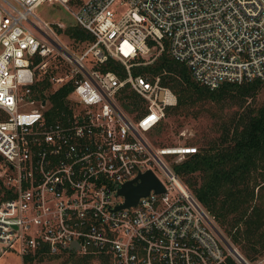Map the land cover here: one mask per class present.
Listing matches in <instances>:
<instances>
[{"label": "built area", "instance_id": "1", "mask_svg": "<svg viewBox=\"0 0 264 264\" xmlns=\"http://www.w3.org/2000/svg\"><path fill=\"white\" fill-rule=\"evenodd\" d=\"M43 3L63 6L94 41L71 49L53 28L62 23L51 27L34 13ZM163 51L210 90L264 81V0H0V257L16 252L23 261L46 250L89 264H264L221 238L175 173L170 160L197 147L150 137L176 95L160 76L131 69ZM57 56L67 71L49 78V92L72 89L66 110L48 119V92L32 87ZM109 57L123 77L100 69ZM129 95L139 101L131 111L121 105ZM147 171L164 190L117 207L120 186Z\"/></svg>", "mask_w": 264, "mask_h": 264}, {"label": "trees", "instance_id": "2", "mask_svg": "<svg viewBox=\"0 0 264 264\" xmlns=\"http://www.w3.org/2000/svg\"><path fill=\"white\" fill-rule=\"evenodd\" d=\"M57 32L60 33V29H57ZM64 33L73 42L84 43L85 47L94 41L90 33L76 24L68 26ZM40 59L37 57L36 61ZM100 69L114 71L120 77L124 76L123 65L110 57L100 65ZM131 70L133 75L137 76H160L161 83L174 92L176 104L167 107V117L182 115L199 118L204 104L218 106V110L232 109V113L216 117L218 130L215 137H206L201 133L200 139L185 144L197 145V152L188 155L180 163H173V169L225 232L230 234L243 223L244 238L249 240L253 237L254 243L264 248V235L258 227L262 212L254 207L249 211L256 196L255 189L264 185V101L255 104V97L264 88V81L224 83L210 90L195 82L187 67L171 58L166 51L161 52L152 63L134 65ZM48 78L49 75H46L39 80L32 87V93L44 96L43 91L47 90L52 107L46 116L48 119H56L60 110H66L67 96L72 85L67 83L56 91L49 92ZM129 97V101H121L127 111H131V106L136 107L139 102L134 95ZM166 127L167 123L160 122L150 132L154 144L165 145L158 141ZM174 131L178 132L179 129L174 128ZM231 238L233 242H238V234ZM243 249L248 253L254 250L253 247ZM65 255L66 259L61 264H89L88 257H78L72 253ZM248 256L251 260L250 254ZM45 257L56 256L48 254L46 250H38L25 256L23 262H40ZM228 262L235 264L230 258Z\"/></svg>", "mask_w": 264, "mask_h": 264}, {"label": "rangeland", "instance_id": "3", "mask_svg": "<svg viewBox=\"0 0 264 264\" xmlns=\"http://www.w3.org/2000/svg\"><path fill=\"white\" fill-rule=\"evenodd\" d=\"M34 13L43 21L47 22L48 24L53 27L56 23H62L64 25L63 28L53 27L59 36L60 40L67 44L71 49L76 52H80L85 47L84 43H75L71 38L66 36L65 29L68 26L75 25V20L70 12H68L63 6L60 4H50V3H43L38 6ZM57 29H60V33L57 32ZM154 55V53L152 54ZM149 58H145L147 60ZM144 60V59H143ZM48 64L45 69L37 70L36 71V78L41 80L46 75H49V78L56 77L59 75L64 74L67 71V68L63 65V61L57 57H49L47 59ZM92 61L91 55L88 56L86 59V63H90ZM150 64V63H149ZM146 65V64H142ZM48 78V79H49ZM50 82V81H49ZM264 101V88L258 93L255 97V104H260ZM218 106L215 105H208L204 104L203 109L201 111V115L199 118H192V117H184L182 115H172V116H165L162 119L161 123H167L168 127L164 129V132L159 136L158 142H163L165 145H184L188 142L193 143L195 140L197 141L200 139L201 133H203L206 137H215L217 135V124L218 119L216 117L220 115H228L232 113V109H223L218 110ZM35 107H29L28 110H31ZM1 119V115H0ZM175 129H179L178 132L174 131ZM193 147H198L197 145H190ZM171 156H166V159L169 160ZM185 159V158H184ZM184 159L178 160L172 158L170 162L173 163H180ZM0 160V165H1ZM157 176L163 179V174L161 172L156 173ZM1 181V179H0ZM255 198L251 202V207L249 211L254 207L262 212V217L260 218V231L263 232L264 235V185L260 188L255 189ZM1 197V192H0ZM220 229L222 235L230 242L233 246L237 248V250L248 260L250 259L248 254L252 257L251 260H257L264 257V248H262L259 244L254 243V238H250L249 240L245 239L242 231L245 228V225L241 223L238 225V229L234 228L230 234L223 230V227L217 225ZM254 227L253 225L251 226ZM238 234V242H233L231 236ZM243 247H253L254 250L250 251L249 253L243 249ZM66 259V255H57L56 257H45L42 261H33L31 263H24L16 252H8L0 257V264H61L62 261Z\"/></svg>", "mask_w": 264, "mask_h": 264}, {"label": "water", "instance_id": "4", "mask_svg": "<svg viewBox=\"0 0 264 264\" xmlns=\"http://www.w3.org/2000/svg\"><path fill=\"white\" fill-rule=\"evenodd\" d=\"M42 104H44V101L42 102ZM1 159L2 157L0 156V160ZM150 189H153L155 192H162L164 190L163 186L155 177V175L152 172L147 171L140 174L136 179L126 182L125 184L120 186V188L118 189V193L124 196V203L117 207H127L135 204L138 198L140 196L147 195ZM217 232L221 236V238L225 240L223 235L218 230Z\"/></svg>", "mask_w": 264, "mask_h": 264}]
</instances>
